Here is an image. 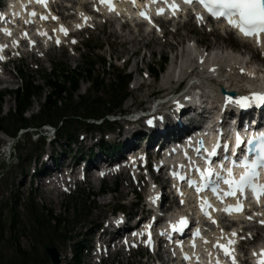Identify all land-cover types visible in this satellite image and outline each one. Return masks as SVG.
Segmentation results:
<instances>
[{
    "label": "snow or ice",
    "instance_id": "obj_1",
    "mask_svg": "<svg viewBox=\"0 0 264 264\" xmlns=\"http://www.w3.org/2000/svg\"><path fill=\"white\" fill-rule=\"evenodd\" d=\"M40 2H45V0H40ZM101 2H106L109 5L112 4V0H101ZM165 2L167 3L168 0H165ZM184 2L191 4L194 0H184ZM198 2L208 10L213 18L226 19L230 26L239 29L245 36H259L260 34H264V0H198ZM169 7L175 10L179 8V5L175 4V0H172V3H169ZM163 11L164 9H159L158 14H162ZM33 15H35V13H33ZM142 15H146V13H142ZM197 18L203 19L199 14ZM61 30L67 34V29L63 28V26H61ZM57 43H59V41H57ZM252 97H254L257 102L264 104V93H252L251 97L247 95L240 97L242 106L248 107ZM246 143L249 146L248 152L253 151L251 146L255 143L257 154L254 158L247 154H242L239 161L233 160L234 165L239 163V166L245 168L246 171L240 175L239 179H236L232 169L226 170L228 178L224 180V183L229 185V191L226 193L227 195L235 196L238 192L242 193L248 188H251L258 196L264 194V184L256 183L260 175L259 169L264 168V133L254 135L251 139H248ZM243 144H245V139L237 133V149ZM217 147H219V145H217ZM215 154V150L209 153L210 156ZM213 174L217 177L220 176L219 173H214L211 167L208 169L207 173L201 170V175L206 182L205 187H207V183L210 181ZM198 190L201 189L198 188ZM213 190L219 194L218 188H214ZM226 210L231 211L232 206ZM235 210H242V206H236ZM186 222V218L181 219L182 225ZM233 235H235V233H233ZM230 243L234 242L230 241ZM220 247L224 246L220 245ZM225 254H229V249L225 248ZM260 264H264V259H261Z\"/></svg>",
    "mask_w": 264,
    "mask_h": 264
},
{
    "label": "rangeland",
    "instance_id": "obj_2",
    "mask_svg": "<svg viewBox=\"0 0 264 264\" xmlns=\"http://www.w3.org/2000/svg\"><path fill=\"white\" fill-rule=\"evenodd\" d=\"M186 31H183V32H181L180 34H179V37H184L185 35L187 36V38L188 39H191L192 37H196V39H199V40H204V43L205 44H207V45H217V43L219 44V45H225V44H227L228 42H226V41H222V39H219V40H216L214 37H209V36H207V35H205L204 33H201V32H198V31H192V33H187ZM195 33V34H194ZM179 39H181V38H179ZM163 43V42H162ZM138 46H139V51H141V53L143 54V49H144V47H146L144 44H137ZM235 45L236 46H238L239 47V50H241V49H243L244 48V46H242V45H239L238 43H235ZM134 47H132L131 49H125V50H122V49H120V48H117V52L118 53H121V55H124V54H126L128 51H131L132 49H133ZM148 49H149V51H156L158 54H160V55H165V56H169V58L172 56V58H173V56H175V52H174V50L173 49H171V48H169V47H162L161 45L160 46H152V45H150L149 47H148ZM146 58V57H145ZM53 59H55V60H57V61H63V62H67L70 66H72L73 68L74 67H77L78 65H80L81 64V62H82V60L81 59H75V58H66L65 56H62L60 53H57L56 55H54L53 56ZM145 60V59H144ZM154 59H151V60H148L147 58H146V61H145V63H144V65L146 64V62H148V63H151L152 61H153ZM37 77V76H36ZM37 80H39V82H41V80H40V77H37ZM20 84V81L18 80V81H14V83H9V84H5V85H2V86H0V90L1 89H15V88H17L18 87V85ZM143 95V92H141V93H137V94H135V96L132 98V99H130L129 100V104H131L132 102H136V104H139V102H140V97ZM13 99H10V98H7V100H6V103H5V107H4V112L5 113H7V110L13 105ZM39 104H40V102L38 101V100H36V102H35V106H34V108H33V110L35 111V110H37L38 109V107H39ZM41 105V104H40ZM127 105V104H126ZM110 184V183H109ZM111 185V184H110ZM95 187V185L93 186V188ZM101 187V185L100 186H98V187H96L94 190H99V188ZM53 205H55L56 207H55V214H60V212L62 211L63 212V210H61L60 208H59V205H56V204H53ZM68 216L70 215L69 213L67 214ZM70 220H73V217H70ZM61 235V233H58L57 234V236H60ZM28 243H30V241L29 240H26ZM3 243L0 241V246H1V248L3 247ZM25 245H23V248H25L24 247ZM57 246V248L59 249V251H62L63 252V248H62V245H61V243L60 242H58V245H56ZM7 250H4V252H6Z\"/></svg>",
    "mask_w": 264,
    "mask_h": 264
},
{
    "label": "trees",
    "instance_id": "obj_3",
    "mask_svg": "<svg viewBox=\"0 0 264 264\" xmlns=\"http://www.w3.org/2000/svg\"><path fill=\"white\" fill-rule=\"evenodd\" d=\"M88 68H93L95 66V63L93 61H89L87 63ZM55 71L53 72L52 75H46V85H48L49 87H51L52 89V93L57 95H61L62 93V89L60 86H58L57 83L54 82V80L52 79V76L56 77V78H62L63 75L65 74V69H54ZM42 91L41 87L35 86L34 84H28L25 89L24 92L22 93L21 91H18L16 94L20 100V102L22 103V105H30L31 104V98L34 95H40ZM50 102L54 103L52 101V96L50 98Z\"/></svg>",
    "mask_w": 264,
    "mask_h": 264
},
{
    "label": "bare ground",
    "instance_id": "obj_4",
    "mask_svg": "<svg viewBox=\"0 0 264 264\" xmlns=\"http://www.w3.org/2000/svg\"><path fill=\"white\" fill-rule=\"evenodd\" d=\"M127 43V42H126Z\"/></svg>",
    "mask_w": 264,
    "mask_h": 264
}]
</instances>
